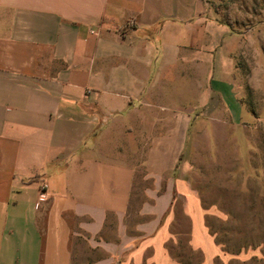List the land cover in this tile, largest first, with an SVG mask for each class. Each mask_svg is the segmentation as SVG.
I'll return each instance as SVG.
<instances>
[{
	"label": "crops",
	"instance_id": "1",
	"mask_svg": "<svg viewBox=\"0 0 264 264\" xmlns=\"http://www.w3.org/2000/svg\"><path fill=\"white\" fill-rule=\"evenodd\" d=\"M238 36L208 0H0V264H172L185 196L196 247L203 210L173 177L187 136L224 105L239 117ZM151 179L131 234L136 158ZM206 246V247H207Z\"/></svg>",
	"mask_w": 264,
	"mask_h": 264
},
{
	"label": "rangeland",
	"instance_id": "2",
	"mask_svg": "<svg viewBox=\"0 0 264 264\" xmlns=\"http://www.w3.org/2000/svg\"><path fill=\"white\" fill-rule=\"evenodd\" d=\"M217 19L238 36L234 45L235 78L241 98L239 117L230 119L224 105L215 117L201 118L187 136L173 177L183 180L203 210L209 246L196 247L187 201H175L165 249L172 264H264V0H208ZM136 158L137 172L129 209L130 233L151 179ZM73 264H91L101 255L83 237H73ZM154 257L145 255L144 264Z\"/></svg>",
	"mask_w": 264,
	"mask_h": 264
},
{
	"label": "trees",
	"instance_id": "3",
	"mask_svg": "<svg viewBox=\"0 0 264 264\" xmlns=\"http://www.w3.org/2000/svg\"><path fill=\"white\" fill-rule=\"evenodd\" d=\"M222 22V21H221ZM222 23H224V22H222ZM226 24V23H225Z\"/></svg>",
	"mask_w": 264,
	"mask_h": 264
}]
</instances>
